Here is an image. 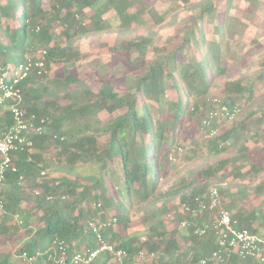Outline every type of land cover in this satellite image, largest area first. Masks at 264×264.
I'll use <instances>...</instances> for the list:
<instances>
[{
    "label": "trees",
    "instance_id": "obj_1",
    "mask_svg": "<svg viewBox=\"0 0 264 264\" xmlns=\"http://www.w3.org/2000/svg\"><path fill=\"white\" fill-rule=\"evenodd\" d=\"M245 1L250 12L235 16L228 12L232 0H225L220 22L219 0H168L166 12L173 8L196 10L192 18L181 20L188 26L179 28L180 41L170 49L173 35L167 36L164 44L155 45L154 32H141L149 29L143 14L154 26L166 18V12L158 13L151 6L143 9L146 0H48L47 6L42 0H0V64H17L26 54L41 51L46 67L59 64L64 72L44 85L40 80L46 75L23 82V110L45 118V123L42 133L32 137L31 147L12 155L16 171L7 170L0 184V264H53L48 256L54 240L64 241L68 258L74 251L93 248L96 240L88 222L106 218H116V222L102 230L105 238L131 253L139 249L159 252L161 263L191 264L218 247L210 230L196 236L190 224L178 233L183 215L173 202L177 199L193 205L194 197L214 184L217 175L226 178L232 170L237 173L242 162H251L253 149L263 150L264 143L257 145L264 141V59L254 76L235 77V51L229 43L243 36L254 15L264 9L261 0ZM109 12L118 20L116 30L104 17ZM207 19L214 22L215 37L211 39L204 29ZM91 33L114 35L111 43L103 45L112 59L123 64L125 91L118 92L107 77L94 90L69 72L82 57L76 41ZM149 48L152 56L147 58ZM220 78L224 79L222 97L213 102L210 91ZM221 106L236 107L244 117L223 133L200 142L192 140L183 156L191 160L203 149L212 155L233 153L170 179L169 156L181 144L182 125L190 119L199 124L207 118L205 132L216 128V117L209 113ZM9 125L8 110L0 109V135ZM229 139L232 144L219 147L218 141ZM49 149L66 168L89 162L96 166L97 174L74 179L42 176L50 161L44 152ZM229 164L234 166L223 174ZM249 170L259 173L263 167L251 162ZM117 176L125 200L115 185ZM218 190L237 225L264 237L259 226H253L254 221L263 219L260 209L239 204L245 190L229 186ZM254 190L257 195L264 194V177ZM92 201L101 203V213L90 205ZM131 211L138 214L135 224L143 228V235L128 232L133 225ZM169 212H174L170 228L164 217ZM14 216L22 221L21 226H12ZM209 217V212L202 213L197 224ZM18 226L23 230L18 231ZM10 242L17 253L26 251L35 255V260L14 259V250H3ZM230 263L262 264L237 256H231ZM88 264L114 263L109 253L100 252Z\"/></svg>",
    "mask_w": 264,
    "mask_h": 264
},
{
    "label": "rangeland",
    "instance_id": "obj_2",
    "mask_svg": "<svg viewBox=\"0 0 264 264\" xmlns=\"http://www.w3.org/2000/svg\"><path fill=\"white\" fill-rule=\"evenodd\" d=\"M147 5L143 9H147L148 7H153L158 13L166 12L169 7L168 0H146ZM192 3H196L199 0H189ZM264 2V0H261ZM48 0H42L43 6H47ZM178 6H181V2L178 3ZM225 0H219L217 3L218 7V21L221 22L223 11L225 9ZM86 12L89 11L86 9ZM195 9L186 10L185 8H173V11L166 12L165 21L157 26L152 25V21L147 17V14H143L142 18H144L149 27L148 30H142L141 32L146 34H152L154 32V44L162 45L164 44L167 36L173 35V42L168 44V47L171 49L176 46L180 41V32H178L179 28L187 27L188 24L181 22L184 18H192ZM229 14L235 16H242L243 13H249L250 7L245 0H232L231 6L229 7ZM104 17L108 18L112 25V30H116V26L118 24L117 18L113 15V12L107 13ZM213 24L211 20L207 19L204 23V29L206 35L209 39L214 38L215 35L213 33ZM113 34L104 33L102 37H98L95 34H88L87 36L81 37L76 41L77 46L79 47L82 57L76 63L74 68H70L69 72L75 76H78L84 83L91 85L94 90H97L100 82L104 77H107L111 83L115 86L118 92L125 91V74L123 71V64L118 58H111L107 48L104 43H111L113 40ZM255 40L256 43L252 42ZM231 48L235 51L234 58V76L238 77L240 75L254 76L258 71L259 62L264 59V9L259 10L253 17L252 21L249 22L246 32L243 36H239L234 40H229ZM253 50L255 52H253ZM41 53V51H37L32 54H26V56L35 55L37 53ZM148 57L152 56L151 49H148ZM227 64H231V60L227 58ZM64 72L59 64H50L48 67L45 66L44 73L41 75H46L43 77L40 82L41 85H44L46 80H52L53 78H61ZM224 79H218L214 86L211 88L209 99L211 101L219 100L222 97L221 86L223 84ZM54 87V85H51ZM170 96H174V92H169ZM236 108V107H235ZM156 109V108H154ZM237 111L231 118L222 116L219 114V109L215 112L217 115V127L214 128L216 130V134L223 133L225 130L235 127L239 121L244 117V113L236 108ZM204 120V118H202ZM204 123L201 122L197 124L193 119L187 120L181 127L180 131V146L176 147L169 156L171 168H170V179H173L176 176H184L188 170L201 166L202 164H212L215 160L228 156L232 154L233 151H225L220 154H210L206 149H203L198 155L191 159L186 160L183 156L184 150L190 146V143L194 141L200 142V140L207 139L209 136L206 135ZM264 126V125H263ZM203 127V128H202ZM215 134V135H216ZM212 137V136H211ZM232 139L228 140V143L222 145L221 147H228L229 142L232 144ZM251 142H249L250 144ZM264 141L260 140L258 146H262ZM253 146V143L250 144ZM255 146V145H254ZM220 147V146H219ZM256 148V146L254 147ZM263 150L258 151L257 149H253L250 153V161L253 162L257 166H262L263 171L259 173H254L249 170L251 162H242L241 168L238 169L236 173L235 170H232L231 173L226 174L231 168L234 166L233 164H229L223 172L226 174V178H222V174L216 176V179L213 180L214 184H217L218 187H231L233 190L239 188L245 190L246 196H244L239 204H243L247 209L257 208L260 209L263 215V219L257 220L253 222V226H259L261 234H264V194H255V186L256 184L264 177V147ZM175 155V156H174ZM44 157L49 161V165L45 170V177L56 178L57 176L65 175L70 179L78 178H89L93 175L97 174V168L95 165L86 162L79 163L75 165L73 168H66L64 163L56 158L55 151L53 149H49L44 152ZM249 170V171H248ZM119 176V174H118ZM117 178H114L115 185L119 190H121L123 200H125V193L122 188V184L118 181ZM199 180H202L199 177ZM169 179V180H170ZM115 194V193H114ZM227 201V199H226ZM179 201L176 199L173 204L176 206ZM110 211V209H109ZM172 213V212H169ZM173 214V213H172ZM168 213L164 216L165 221L167 222L169 228L173 227L174 224H169L172 219L167 217ZM132 226L128 229V232L136 233L139 235H143V228L139 227L135 224L138 214L135 211L130 212ZM174 217V214H173ZM135 224V225H134ZM16 225L15 222L12 223V226ZM18 231L23 230V227L18 226ZM178 233H182L183 230L177 229ZM14 243H8V245L3 248L4 251L14 250ZM184 249V246H182ZM13 258L16 257L13 254Z\"/></svg>",
    "mask_w": 264,
    "mask_h": 264
},
{
    "label": "built area",
    "instance_id": "obj_3",
    "mask_svg": "<svg viewBox=\"0 0 264 264\" xmlns=\"http://www.w3.org/2000/svg\"><path fill=\"white\" fill-rule=\"evenodd\" d=\"M45 66L43 52L26 56L22 62L17 64L10 62L0 64V109L8 110L10 115V125L0 135V184L7 170L16 171L12 155L31 147L32 137L40 135L43 131L45 118L27 114L22 108V85L31 76H41ZM236 111V108L230 110L227 106H221L219 114L231 118ZM217 115L215 111L209 113V117H217ZM202 122L204 127H209L207 118ZM215 134L214 128H210L206 133L209 137ZM227 143L228 140L219 141L218 145L221 147ZM41 175L44 176L45 171H42ZM90 205L95 207L99 213L102 212L100 202L92 201ZM177 211L183 215V218L178 221L179 229L185 230L191 224L194 235L203 236L210 230L216 238L218 247L191 264H231V256H237L240 259H255L264 264V237L237 225V221L231 218L224 204L217 184L210 185L205 192L194 197L193 205L179 202ZM206 211L209 212L210 217L197 224L198 217ZM172 213H168L169 219H173ZM13 220L16 225H22V221L17 216H14ZM115 222L116 218L111 220L106 218L98 223L88 222V228L96 240V247L74 251L69 258L64 241L54 240L55 246L52 248V254L48 256L49 259L53 264H88L98 253L107 252L112 256L114 264H167L160 262L159 252L139 249L131 253L105 238L102 230L114 226ZM13 253L16 258L25 263L35 260V255H29L26 251L17 253L15 248Z\"/></svg>",
    "mask_w": 264,
    "mask_h": 264
},
{
    "label": "bare ground",
    "instance_id": "obj_4",
    "mask_svg": "<svg viewBox=\"0 0 264 264\" xmlns=\"http://www.w3.org/2000/svg\"><path fill=\"white\" fill-rule=\"evenodd\" d=\"M211 110H212V109H211ZM211 110H210V111H211ZM216 119H217V118H216ZM202 128H203V127H202ZM204 129H206V128H204ZM222 141H223V140H222ZM218 142H219V141H218ZM218 142H217V143H218ZM174 156H175V155H174ZM93 216H94V215H93ZM108 230H109V229H108ZM106 231H107V230H106ZM91 234H92V233H91ZM104 234H105V232H104ZM91 236H92V235H91ZM93 238H94V236H93ZM95 246H96V245H95ZM95 246H93V248H94Z\"/></svg>",
    "mask_w": 264,
    "mask_h": 264
}]
</instances>
